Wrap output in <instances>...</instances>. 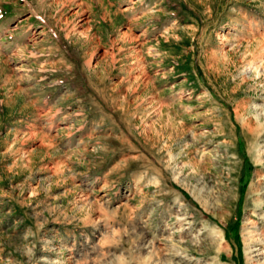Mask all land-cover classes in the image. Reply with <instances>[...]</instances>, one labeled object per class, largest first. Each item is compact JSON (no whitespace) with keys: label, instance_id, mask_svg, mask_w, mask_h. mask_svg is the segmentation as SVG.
<instances>
[{"label":"rangeland","instance_id":"rangeland-1","mask_svg":"<svg viewBox=\"0 0 264 264\" xmlns=\"http://www.w3.org/2000/svg\"><path fill=\"white\" fill-rule=\"evenodd\" d=\"M0 264H264V0H0Z\"/></svg>","mask_w":264,"mask_h":264}]
</instances>
